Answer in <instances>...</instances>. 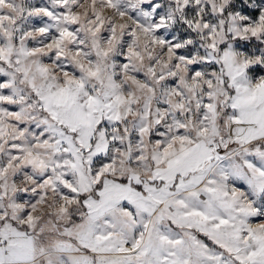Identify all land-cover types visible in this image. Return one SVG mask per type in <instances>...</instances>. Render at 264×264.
Segmentation results:
<instances>
[{
    "label": "snow or ice",
    "instance_id": "snow-or-ice-1",
    "mask_svg": "<svg viewBox=\"0 0 264 264\" xmlns=\"http://www.w3.org/2000/svg\"><path fill=\"white\" fill-rule=\"evenodd\" d=\"M0 264H264V0H0Z\"/></svg>",
    "mask_w": 264,
    "mask_h": 264
}]
</instances>
